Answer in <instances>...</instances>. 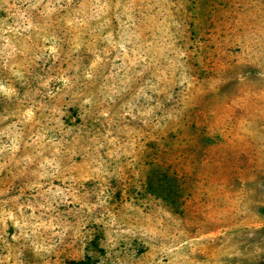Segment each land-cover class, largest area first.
Returning <instances> with one entry per match:
<instances>
[{"label":"rangeland","instance_id":"1","mask_svg":"<svg viewBox=\"0 0 264 264\" xmlns=\"http://www.w3.org/2000/svg\"><path fill=\"white\" fill-rule=\"evenodd\" d=\"M0 264H264V0H0Z\"/></svg>","mask_w":264,"mask_h":264}]
</instances>
